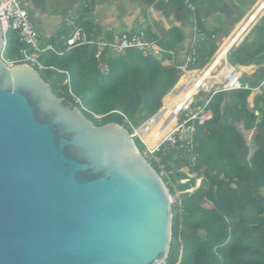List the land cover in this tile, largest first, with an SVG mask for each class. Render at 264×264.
<instances>
[{
	"label": "water",
	"instance_id": "obj_1",
	"mask_svg": "<svg viewBox=\"0 0 264 264\" xmlns=\"http://www.w3.org/2000/svg\"><path fill=\"white\" fill-rule=\"evenodd\" d=\"M3 46L0 23V264L163 263L170 191L128 130L94 125Z\"/></svg>",
	"mask_w": 264,
	"mask_h": 264
},
{
	"label": "trees",
	"instance_id": "obj_2",
	"mask_svg": "<svg viewBox=\"0 0 264 264\" xmlns=\"http://www.w3.org/2000/svg\"><path fill=\"white\" fill-rule=\"evenodd\" d=\"M168 1L175 8L184 6V0ZM189 1L194 9L186 7L187 14L205 30L199 18L200 3ZM93 5V0H81L72 23L63 22L46 43L64 49L65 39L78 27L89 37L99 36L100 26L88 18ZM256 30L261 38L251 42L245 39L227 56L247 73L252 72L254 59L255 64L264 63V26L258 25ZM145 31L168 50L178 48L184 38L183 30L176 25L168 28L165 40L149 27ZM104 39L113 40L111 34ZM23 47L17 33L7 30L4 59L18 61ZM216 49L215 43L200 45L196 51L200 63H205ZM97 52L95 44L64 49L60 55L45 50L39 53L38 61L46 68L33 66L53 94L77 106L94 125L116 122L125 126L122 116L114 111L139 124L159 109L161 99L177 81V69L153 56L133 49L123 54L107 49ZM162 55L163 59L169 56ZM65 72L69 83H65ZM245 80L252 82L248 75L241 79ZM249 94V89L238 88L213 96L209 103L212 119L196 127L194 167L181 169L173 164L171 153L159 152L166 170L171 171L168 178H163L170 194L189 189L195 179L202 178L198 188L181 192L180 203L172 204L170 249L160 264H264V96L255 95L251 112ZM255 110L260 116L254 114ZM93 114L103 116L97 119ZM185 178L188 181H179Z\"/></svg>",
	"mask_w": 264,
	"mask_h": 264
},
{
	"label": "built area",
	"instance_id": "obj_3",
	"mask_svg": "<svg viewBox=\"0 0 264 264\" xmlns=\"http://www.w3.org/2000/svg\"><path fill=\"white\" fill-rule=\"evenodd\" d=\"M25 1L26 0H0V23L2 25L3 34H5L7 30H13L17 33L19 40L24 44V47L20 50L21 58L18 61H8L2 56L7 64L26 63L32 67L37 66L38 69H45L46 67L38 61L40 52L51 50L60 55L63 53L64 49L68 50L81 44H95L98 54L103 49H107L108 52L112 54H123L127 49H133L144 56H153L161 60L164 65H169L177 69V81L167 93H178L183 87H191L192 91L189 95H184L172 105L175 123L153 150L147 148L142 138V133L149 130L148 122L157 114L159 109L163 107V98L161 99L159 109L152 115L143 119L139 124L133 123L132 120L128 119V117L120 111H114L122 116L125 124V126H122L128 130L133 139L137 138L139 143L143 146V150L140 151L142 156L154 166V169L162 179L164 176L169 177L171 171L166 170L165 162H163L159 152L163 154L171 153L172 161H174L173 164L181 169L194 167L197 158L195 149L196 127L212 119L213 112L209 107V103L214 95L222 92L227 93L238 88L249 89L250 92L255 94L264 93V77L260 79L257 85H252L247 80L241 81L245 72L240 70L238 64L230 62L227 58L231 48L237 47L245 41L248 33L256 25L259 17L264 14V0L257 1L240 21L237 32L229 35L228 38L231 39L232 44L226 51L224 57L217 60L215 56L222 45L219 44L215 52L203 64L198 60L196 54L197 48L200 45L212 41L215 35L209 34L206 30L199 28L196 25L194 16H192L193 25L188 45L182 51H179L177 48L169 50L163 48L158 43V40L150 38L144 29L136 31L125 30L117 39L105 40L97 37H89L87 33L79 27L74 28L65 39V48L59 49L41 39L25 7ZM152 1L154 3H169L168 0ZM184 3L185 7L191 10L194 9L193 4L189 0H184ZM67 23L71 24L72 21L68 20ZM163 53H167L169 56L163 59ZM65 73V83H69L67 72ZM181 75H184L185 82L175 90V86ZM69 92L71 93L70 89ZM74 99L79 102L77 97L74 96ZM250 108L253 110V106ZM254 114L259 115L256 110ZM93 116L100 119L103 115L93 114ZM175 160H177V162H175ZM201 180V177L195 179L194 188L191 187L184 191L176 192L173 195L170 194L171 203H180L179 195L181 192H191L195 190L200 186ZM179 181L184 183L188 181V178ZM167 183L166 181V186Z\"/></svg>",
	"mask_w": 264,
	"mask_h": 264
},
{
	"label": "crops",
	"instance_id": "obj_4",
	"mask_svg": "<svg viewBox=\"0 0 264 264\" xmlns=\"http://www.w3.org/2000/svg\"><path fill=\"white\" fill-rule=\"evenodd\" d=\"M47 1H25V7L28 10L30 18L39 32L41 39L45 42L49 37L55 36L56 31L63 22L74 19L76 9L81 2V0L55 1L56 7L48 8L46 6ZM196 1L200 3L198 12L201 23L207 32L215 35V38L210 43H215L218 47L219 44L223 43V40L227 39L233 33L244 15L259 0ZM93 2L94 5L92 11L88 14V18L100 26V33L97 38L104 39L107 34H111L113 39H117L125 30H145L146 27H149L156 33L159 39L165 40L167 38L168 28L176 25L183 30L184 35L177 49L182 51L188 45L193 17L187 14L184 6L175 8L170 3L166 5L148 0H93ZM249 3L250 6L246 11H243L242 7ZM258 25L264 26V14L259 17L256 25L248 33L246 37L247 42L262 37L261 32L256 30ZM255 36L256 39H254ZM249 49L252 48L249 47ZM251 64H254L252 72H245V75L250 76L256 74L257 80L264 77V64H255L254 62ZM250 83L252 84V82ZM255 95L260 94L250 92L247 98L248 107L251 112L252 108L250 107L254 105ZM262 95L264 96V93Z\"/></svg>",
	"mask_w": 264,
	"mask_h": 264
},
{
	"label": "bare ground",
	"instance_id": "obj_5",
	"mask_svg": "<svg viewBox=\"0 0 264 264\" xmlns=\"http://www.w3.org/2000/svg\"><path fill=\"white\" fill-rule=\"evenodd\" d=\"M239 25L240 23L236 26L233 33L237 32V30L239 29ZM231 44V39L227 38L223 40L220 49L215 55L217 60H220L224 57L226 51L230 48ZM240 70L243 71V68L241 66ZM184 82L185 77L183 76L177 82L175 90H177L181 85H183ZM191 91V87H183L178 93L170 92L163 97L162 101L164 105L162 108L159 109L158 116L155 117L149 124V130L145 133H142V138L149 150H153L156 148L161 139L166 136V134L170 131L172 125L175 123V115L172 109V105L184 95H189Z\"/></svg>",
	"mask_w": 264,
	"mask_h": 264
},
{
	"label": "rangeland",
	"instance_id": "obj_6",
	"mask_svg": "<svg viewBox=\"0 0 264 264\" xmlns=\"http://www.w3.org/2000/svg\"><path fill=\"white\" fill-rule=\"evenodd\" d=\"M55 1H57V2H63L64 0H48L47 2H46V6L48 7V8H52V7H56V4H55ZM167 5V4H166ZM250 6V3L249 4H245L243 7H242V10L243 11H246L247 10V8ZM184 7H185V3H184ZM186 8V7H185ZM249 38V37H248ZM254 39H256V36L254 37ZM253 62H255V59H254V61ZM264 64V63H263ZM260 67V66H259ZM260 68H263V67H260ZM249 79L250 80H252V85L254 84V85H257L258 83H259V81H260V79L259 80H257L256 79V74H253V75H250L249 76ZM134 141H135V143L138 145V148L140 149V151H142L143 150V146L139 143V141L137 140V138H134ZM164 179L165 178H168L167 176H164L163 177ZM195 186V185H194Z\"/></svg>",
	"mask_w": 264,
	"mask_h": 264
},
{
	"label": "clouds",
	"instance_id": "obj_7",
	"mask_svg": "<svg viewBox=\"0 0 264 264\" xmlns=\"http://www.w3.org/2000/svg\"><path fill=\"white\" fill-rule=\"evenodd\" d=\"M195 185V184H194ZM194 187V186H193ZM198 188V187H197Z\"/></svg>",
	"mask_w": 264,
	"mask_h": 264
}]
</instances>
